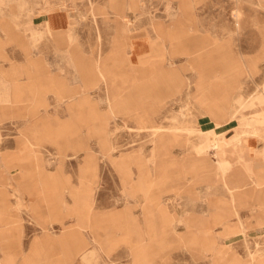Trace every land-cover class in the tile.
<instances>
[{
	"label": "rangeland",
	"instance_id": "obj_1",
	"mask_svg": "<svg viewBox=\"0 0 264 264\" xmlns=\"http://www.w3.org/2000/svg\"><path fill=\"white\" fill-rule=\"evenodd\" d=\"M48 1L56 2L0 1V184L18 185L23 193L6 195L0 186V226L7 228L0 257L11 256L13 264H221L207 257L192 227L206 223L209 205L191 202L188 192L192 184H214L211 200L218 202L227 195L224 180L238 184L231 180L236 165L246 175L239 184H264V162L236 163L222 174L211 154L207 164L197 161L193 146L197 153L208 137L213 149L219 124L231 123L225 132L235 128L238 112L224 121L204 110L217 96L222 108L225 96L234 106L239 98L250 105L264 100V0H186L197 27L166 41L167 51L151 67L156 72L143 60L133 62L124 45L147 35L137 12L153 9L164 17L165 4L171 2L169 11L179 0H140L138 10L127 11L125 0H65L73 23L62 34L42 30ZM116 2L138 30L120 36ZM211 48L213 59H204L197 72L192 61ZM31 185L46 193L36 187L30 193ZM48 191L63 193L64 209ZM69 208L84 229H68ZM236 209L238 218L229 217L236 234L221 250L257 264L264 259V212L250 202ZM171 220L176 230L166 232Z\"/></svg>",
	"mask_w": 264,
	"mask_h": 264
},
{
	"label": "crops",
	"instance_id": "obj_2",
	"mask_svg": "<svg viewBox=\"0 0 264 264\" xmlns=\"http://www.w3.org/2000/svg\"><path fill=\"white\" fill-rule=\"evenodd\" d=\"M9 1L19 3V0H9ZM55 1L56 2H54V4L49 1L46 2L44 7L42 8V11L44 12L43 15L44 24L42 25V30H45L48 33H52V34L53 33L62 34L65 31H67L68 28H72L71 27V24L73 23L72 16H70L69 13L67 12L68 5L63 2L65 0H55ZM115 1L116 0H114V2ZM125 1H126V11L130 9L132 6H134L135 9L137 10L140 8V6L138 5L140 0H125ZM168 3L171 2L168 1L165 4L166 15H164V17L159 16L157 12L153 9L143 10L136 13V17L139 20L141 21L144 20L145 26L142 28L145 29L147 35L132 42L125 43L124 47H126V52H129L131 54V56L133 57L132 58L133 62H137L138 60L140 61L143 60L145 64L148 63L150 65V68L153 67L154 62H156V58L167 51V48L165 46L167 40L173 41V40H178V38L185 37L186 35H184L185 31L183 28H191V31H193L195 29V26L197 27V21L193 20L192 14L186 11V0H179L175 7L171 5L169 11H167L166 9ZM120 6H121L120 2H116L114 4L115 17L113 21L114 23H116V25H120L124 27V28H118L120 36H124L125 33L127 34L130 31L138 30V28L136 27L131 28L132 19L131 17L128 16L127 13L125 15V13H123L121 9H119L121 8ZM72 7L74 9L77 8L75 5H73ZM78 16L81 19H84L86 17V15L81 12H79ZM170 16L173 18V21L171 22V24L168 25L166 24V27L168 28H163L164 21H168L170 19V18L168 19V17ZM41 32L43 31H40V33ZM68 37L70 39V42L72 43L74 39L72 32H68ZM216 52H217L216 50L214 49L212 50L211 48L209 49V51L206 52V55H201L202 57H195L194 61H192L193 64L192 68H194L197 72L203 71V66L207 65L204 59H213V55ZM244 65L245 68H247L246 64ZM135 66H137V64L134 63L133 67ZM151 78H154L155 81H158L155 76H152ZM107 82L110 85H112L109 79ZM234 83L235 82H230L229 84H227L228 85L227 90L232 88ZM200 85L204 86V82L202 81ZM210 86L213 87L214 84L211 82ZM200 88H198V90ZM202 89L204 88L202 87ZM202 89H200V91ZM225 97L224 98L221 97V100L223 99V103H225L224 108L220 106L219 104L220 97L217 96L214 99V101H212V105L210 104L208 108H205L204 110L206 111L209 110L210 113L216 118L222 119L224 117L225 119L224 121L231 119L234 113L238 112L235 116L236 117L235 128L223 134L224 135L223 138H220L221 140L220 139L218 140L216 150H213L208 144V139H207L208 137L204 139L203 145L197 149L198 151L197 153L195 150V146H193L194 148L193 150L195 152V157H197V161H201L205 165L208 162H210L208 155L211 154L212 158L214 159L213 164L215 166V170L222 174H225L229 170H231L234 167V164L236 163L242 164L243 162H249L250 160H253L257 164L259 163V161H256V159L258 158H261L264 162V108L262 107L259 111L255 112L251 116H248L245 113V111L248 109H253L259 106H263L264 100H261L262 98H257L256 100L252 101L253 104L250 105L249 103L251 101H249V99L239 98L237 101L238 105L234 106L232 105L231 99L229 98L225 99ZM204 112L202 113L203 115L206 116V113ZM239 114L241 116H239ZM175 126H171V127H175ZM178 126H182V124ZM153 138L155 141L156 137L154 136ZM258 141L262 142L261 146L258 145ZM155 148L159 150V148L157 147ZM161 149H165V148H161ZM31 154L37 157L36 151H33ZM228 154H230V157L227 156ZM249 156L254 157L255 160L253 158H250ZM150 161L153 164L157 165V160L153 159V157L152 159H150ZM34 163L45 164L46 162L36 159ZM232 174L233 175L231 177V180H233L234 183H238V184H229L223 179L224 184L221 185L225 190V194L227 195H225V198L223 197L218 202L211 200L212 199L211 196H213L212 189L214 184H206V186H204L203 184H192L194 189L188 192L193 196V197L190 196L191 202L202 200L204 201L205 204L209 205V213H208V218L206 219V223L200 222V225L198 226L193 225L192 227L193 228L197 227L196 235L201 237L202 240L201 244L207 245L205 249V252H208L207 257H212L213 261H219L221 262V264H242L241 261H239L233 255L227 256L228 253L227 249L221 250V246H222L221 243L224 242V244L228 245L229 248V245L232 244L231 235L236 234V232L233 231L234 229L233 225L229 223V217H231L232 215H235L237 217L236 214L237 205L239 203L250 202L254 204V206L256 207L258 206L259 210L264 212V184H261L262 182H260L259 180L258 181L256 180L254 184H239L246 181V175L244 173V169L240 165H236L234 167V170H232ZM250 178H254V175H251ZM3 179L6 180L5 177H3ZM0 186L3 187L2 190L6 195L9 194L16 197H21V195H23V193L19 191L18 185L14 186L13 184L10 183V184H0ZM34 187H36V191L38 193L40 194L46 193V190L42 189L41 191L40 188L37 189L38 187L36 185H31L30 193H33V190H35ZM141 188L144 191L145 188L144 187ZM203 188L207 190L206 193H204ZM129 189H131V185H129ZM48 193H49L48 195L46 194L48 197L56 198L57 208H59L60 210L65 208L64 202L62 201L63 193L58 192L55 194L51 191H48ZM128 198L136 199L134 194H130ZM159 205H161L160 208L161 211L165 212L166 204H164L163 206V203L159 201ZM57 215H59L58 212ZM67 215H69V218L73 220L72 221L73 225H71L68 229L70 230L84 229L86 225H84V223L80 221L76 216L72 215L71 209L67 210ZM174 222L175 220H171L169 221V223L167 222L168 225L164 228L166 232L174 231L175 229ZM218 225H222L224 229L223 232L220 234L216 233L214 229ZM40 226L43 231H49L50 229L49 226H46L44 224H40ZM236 226L238 228L244 227V225L240 221L237 222ZM61 227L62 229H66L64 225H62ZM6 229L7 228L5 226H0V245H1V235L6 231ZM209 252H211V256ZM13 263H14L13 258L9 255L0 257V264H13ZM248 264H255V263L250 262ZM257 264H264V259L260 260L259 263Z\"/></svg>",
	"mask_w": 264,
	"mask_h": 264
},
{
	"label": "bare ground",
	"instance_id": "obj_3",
	"mask_svg": "<svg viewBox=\"0 0 264 264\" xmlns=\"http://www.w3.org/2000/svg\"><path fill=\"white\" fill-rule=\"evenodd\" d=\"M108 85V83H107ZM262 92V91H261ZM30 98V97H29ZM251 101V99H249ZM208 116V115H207ZM206 117V116H205ZM233 119V118H232ZM204 123V122H203ZM216 123V122H215ZM218 125V124H217ZM219 128H220V132L216 133V135H214L213 137H211L210 139L212 140H215L216 142L213 144V149L216 150V146L218 144V136L222 133V132H225L226 130H228L230 127H231V123H225V124H219L218 125ZM213 127V126H212ZM171 130L172 132H177L178 130H174V129H169ZM221 140V139H220ZM194 149V148H193ZM20 190V189H19ZM70 209V208H69ZM74 209V208H73ZM81 221V220H80ZM80 224V223H79ZM83 226V225H82ZM78 228V227H77ZM80 228V227H79ZM85 228V227H84Z\"/></svg>",
	"mask_w": 264,
	"mask_h": 264
}]
</instances>
